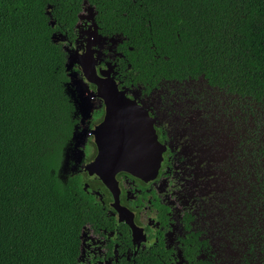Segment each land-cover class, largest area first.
Segmentation results:
<instances>
[{"label":"trees","instance_id":"obj_1","mask_svg":"<svg viewBox=\"0 0 264 264\" xmlns=\"http://www.w3.org/2000/svg\"><path fill=\"white\" fill-rule=\"evenodd\" d=\"M84 4L123 37L124 83L202 76L264 102V0H0V264H75L98 209L68 170L78 100L52 39Z\"/></svg>","mask_w":264,"mask_h":264},{"label":"flooded vegetation","instance_id":"obj_2","mask_svg":"<svg viewBox=\"0 0 264 264\" xmlns=\"http://www.w3.org/2000/svg\"><path fill=\"white\" fill-rule=\"evenodd\" d=\"M88 6L87 15L83 10L78 13L74 31L69 37L61 32L54 34L62 36L64 46L61 47L66 55L68 51L72 52L74 60L87 47L93 52L98 76L102 77V73L109 71L118 89L135 100L154 120L157 140L163 151L157 175L152 179L143 180L126 172L117 173L116 197L96 175H89L84 167L97 153L91 131L102 122L105 105L103 99L97 96L96 86L84 78L98 107L89 115V138L82 146L81 166L78 171L71 167V171L81 175L83 189H91L98 209L92 221L82 227L75 264H218L217 234L212 228L213 223H207L213 216L207 203L212 200L215 190L203 187L207 179L203 175L207 174H202L198 166L200 163L204 165L205 161H213L214 157L195 144L201 119L196 118L197 114H190L187 119L175 116L172 119L176 122V133L170 139L166 129L159 126L157 110L161 105L153 102L152 95L162 84L200 78L209 87L230 93L211 86L202 76L182 81L162 80L152 87L124 83L123 72L126 70L122 67L123 54L120 50L123 37L102 34L96 21L97 11L94 6ZM83 23L87 25L84 29ZM115 37L120 40H112ZM104 41H112L106 50L100 47ZM74 69L82 74L77 63ZM136 88L141 89L140 95L133 93ZM164 111L167 112V109ZM261 226L253 237L256 242L248 243V251L257 244L264 253V227ZM186 246L193 250L186 252ZM261 264H264L263 260Z\"/></svg>","mask_w":264,"mask_h":264},{"label":"rangeland","instance_id":"obj_3","mask_svg":"<svg viewBox=\"0 0 264 264\" xmlns=\"http://www.w3.org/2000/svg\"><path fill=\"white\" fill-rule=\"evenodd\" d=\"M88 7V4L83 5V13ZM83 24L84 29L87 25ZM52 39L64 46L62 36L54 34ZM115 39L120 40L119 37L112 40ZM111 44L112 41H104L100 47L106 50ZM75 65L73 54L68 51L66 71L72 95L78 100V124L69 150L70 171L71 167L78 171L81 166L82 146L89 138V115L98 107L84 77L74 69ZM140 92L139 88L133 89L136 95ZM152 97L153 102L161 105L157 110L159 126L166 129L170 139L176 133L175 116L187 119L190 114H197L196 118L201 119L195 144L214 157L213 161L198 166L202 174H207L203 175L207 178L203 187L215 190L207 203L209 212L213 213L207 223H213L217 234L218 264H261L264 261L262 247L256 244L248 251V243L256 242L253 238L256 230L260 224L264 227V102L211 88L201 78L162 84Z\"/></svg>","mask_w":264,"mask_h":264},{"label":"water","instance_id":"obj_4","mask_svg":"<svg viewBox=\"0 0 264 264\" xmlns=\"http://www.w3.org/2000/svg\"><path fill=\"white\" fill-rule=\"evenodd\" d=\"M75 63L83 77L96 86L97 96L105 105L102 122L91 131L97 153L84 168L89 175H96L116 197L117 173L126 172L143 180L156 177L163 146L157 140L154 120L147 111L118 89L109 71L98 76L96 60L88 47L83 54L75 56Z\"/></svg>","mask_w":264,"mask_h":264}]
</instances>
